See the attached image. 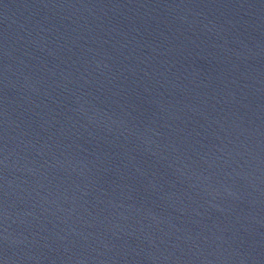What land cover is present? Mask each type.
Instances as JSON below:
<instances>
[{
    "label": "water",
    "instance_id": "95a60500",
    "mask_svg": "<svg viewBox=\"0 0 264 264\" xmlns=\"http://www.w3.org/2000/svg\"><path fill=\"white\" fill-rule=\"evenodd\" d=\"M0 264H264V0H0Z\"/></svg>",
    "mask_w": 264,
    "mask_h": 264
}]
</instances>
